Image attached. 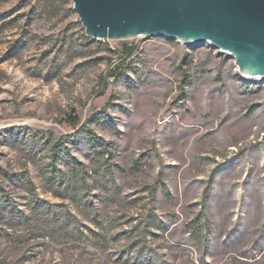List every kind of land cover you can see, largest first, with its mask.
Wrapping results in <instances>:
<instances>
[{
  "label": "rangeland",
  "instance_id": "rangeland-1",
  "mask_svg": "<svg viewBox=\"0 0 264 264\" xmlns=\"http://www.w3.org/2000/svg\"><path fill=\"white\" fill-rule=\"evenodd\" d=\"M86 36L73 0H0V264H264V78L208 43ZM32 129L69 137L86 191L50 189Z\"/></svg>",
  "mask_w": 264,
  "mask_h": 264
},
{
  "label": "water",
  "instance_id": "water-1",
  "mask_svg": "<svg viewBox=\"0 0 264 264\" xmlns=\"http://www.w3.org/2000/svg\"><path fill=\"white\" fill-rule=\"evenodd\" d=\"M86 35L166 36L208 43L235 58L243 76L264 78V0H73Z\"/></svg>",
  "mask_w": 264,
  "mask_h": 264
},
{
  "label": "trees",
  "instance_id": "trees-1",
  "mask_svg": "<svg viewBox=\"0 0 264 264\" xmlns=\"http://www.w3.org/2000/svg\"><path fill=\"white\" fill-rule=\"evenodd\" d=\"M87 37V36H86ZM138 50V46L125 44L123 46V52L131 57ZM130 67V66H128ZM120 68L117 67L116 70ZM121 70V69H120ZM119 71V70H118ZM113 72L112 74L115 76H119L120 72ZM80 122L78 120L73 119V123L71 124L74 128L79 126ZM81 132L84 133L88 142L93 145L96 150L98 156L105 157V154L111 153V150L107 146L106 143L98 144L96 143V137L93 133V130L90 126H85ZM30 137L33 142H37L38 144L46 145L47 155L49 157V161L43 168L44 176L46 177V182L50 186V189L54 190L56 193L71 192L73 197L79 196V193H83L89 188V183L86 180L87 171L82 164H79L74 155H72V148L67 145L68 138L67 136H62L57 138L54 136L52 132H45L43 130H31ZM108 163L106 159L105 164ZM64 166L66 170H62L60 167ZM107 169H110V164H107ZM13 178V175H11ZM25 188L28 189L31 193H34V186L32 181L25 177L23 178ZM63 189V190H62ZM2 192V191H0ZM5 194H0V203L4 200ZM36 200L32 201V208L36 211L41 205L35 203ZM38 216V215H37ZM37 220L41 221V218L37 217ZM199 220L196 219L192 222L193 229L195 233H197V229L199 227ZM197 240L202 241L203 236L197 233Z\"/></svg>",
  "mask_w": 264,
  "mask_h": 264
}]
</instances>
